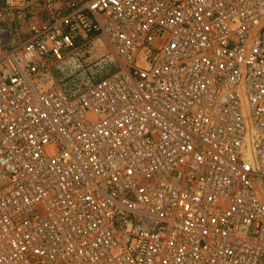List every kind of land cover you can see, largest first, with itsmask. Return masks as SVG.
Segmentation results:
<instances>
[{
	"label": "built area",
	"instance_id": "built-area-1",
	"mask_svg": "<svg viewBox=\"0 0 264 264\" xmlns=\"http://www.w3.org/2000/svg\"><path fill=\"white\" fill-rule=\"evenodd\" d=\"M0 264H264V0H5Z\"/></svg>",
	"mask_w": 264,
	"mask_h": 264
},
{
	"label": "rangeland",
	"instance_id": "rangeland-1",
	"mask_svg": "<svg viewBox=\"0 0 264 264\" xmlns=\"http://www.w3.org/2000/svg\"><path fill=\"white\" fill-rule=\"evenodd\" d=\"M5 5V0H0V7ZM97 44H81L78 49L73 52L64 63L65 71L62 72L58 67L51 69L49 82L53 80L58 82H67L71 86L77 88L84 87L100 77H103L108 69L103 71L96 67L100 53L95 48ZM115 71V67L112 68Z\"/></svg>",
	"mask_w": 264,
	"mask_h": 264
},
{
	"label": "bare ground",
	"instance_id": "bare-ground-1",
	"mask_svg": "<svg viewBox=\"0 0 264 264\" xmlns=\"http://www.w3.org/2000/svg\"><path fill=\"white\" fill-rule=\"evenodd\" d=\"M96 48H99V44H97Z\"/></svg>",
	"mask_w": 264,
	"mask_h": 264
}]
</instances>
